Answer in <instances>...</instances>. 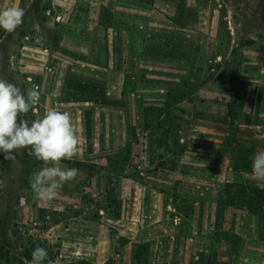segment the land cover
Returning a JSON list of instances; mask_svg holds the SVG:
<instances>
[{"label":"rangeland","instance_id":"374dc122","mask_svg":"<svg viewBox=\"0 0 264 264\" xmlns=\"http://www.w3.org/2000/svg\"><path fill=\"white\" fill-rule=\"evenodd\" d=\"M159 2L153 25L144 20L142 37L134 44L135 34L130 35L123 55V43L114 35L112 42L88 36V56L77 52L71 26L60 25L55 0H20L22 24L13 32L0 29V79L25 94L33 88L40 92L39 104L21 119L32 121L50 109L71 114L78 147L101 149L104 134L112 136L114 127L126 134L122 141L108 139L112 153L83 154L87 161L108 159V183L126 174L154 176L168 170L167 163L178 160L183 149L207 146L210 159L225 156L233 170L252 173L242 182L250 185L252 197L260 196L253 188L263 189L264 180L251 165L252 157L264 152V0ZM200 132L218 142L201 144ZM80 163L75 155L59 166ZM44 166L28 149L19 150L14 160L0 156V264H30L37 246L48 251L44 264H68L60 258L63 238L57 231L69 226L76 199L99 196L84 192L86 180L78 192L65 189L81 179L76 168L77 177L58 192L76 200L66 205L71 213L56 212L30 184ZM84 172L90 177L100 170ZM111 189L105 197L111 198ZM263 216L264 206L257 216L260 239Z\"/></svg>","mask_w":264,"mask_h":264},{"label":"crops","instance_id":"0c3cea01","mask_svg":"<svg viewBox=\"0 0 264 264\" xmlns=\"http://www.w3.org/2000/svg\"><path fill=\"white\" fill-rule=\"evenodd\" d=\"M159 1L55 0L54 4L58 6L60 25L71 26L76 36L77 52L89 56L85 42L88 36L94 40L103 36L109 42L114 35L119 36L123 43L121 54L130 35L135 34L136 40L131 39L137 44L144 20H148V26L153 25L152 16L160 7ZM19 4L20 0H0V10ZM108 48L112 49V45ZM112 134H104L107 140L101 149H90L88 144L77 148L82 154L78 158L76 152L81 162L76 166L82 172L81 179L65 187L70 193L72 187L78 192V184L86 180L88 183L82 185L84 192L99 196L82 202L80 198L72 200L71 194L58 193L47 201L49 208L67 213H71L67 204L79 202L78 206L72 205L78 209L73 210L69 226L57 231L63 238L58 247L61 259L68 264H264V238L260 239L257 216L245 207L221 202L215 188L216 183L242 182L252 173L233 170L228 157L210 159L207 146L205 151L193 146L195 151L186 147L190 151L183 149L182 156H176L178 160L167 163L168 170L157 171L148 178L120 175L108 183V159L89 157L87 161L83 154L112 153L108 139L119 137L122 141L126 136L115 127ZM198 135L204 139L201 144L219 139L201 132ZM86 168L100 172L88 177ZM110 186L111 198H107L105 192Z\"/></svg>","mask_w":264,"mask_h":264},{"label":"clouds","instance_id":"9594fccd","mask_svg":"<svg viewBox=\"0 0 264 264\" xmlns=\"http://www.w3.org/2000/svg\"><path fill=\"white\" fill-rule=\"evenodd\" d=\"M24 10L18 6L0 10V29L15 31L23 22ZM40 102V92L35 88L23 93L7 80L0 79V156L14 160L21 149L46 166L35 171L30 178L37 198L52 200L58 190L77 177L78 169L62 168V160H72L78 148V134L71 114L50 109L40 118L21 119ZM252 171L264 180V152L252 157ZM48 251L37 246L30 264H44Z\"/></svg>","mask_w":264,"mask_h":264},{"label":"trees","instance_id":"16d2710c","mask_svg":"<svg viewBox=\"0 0 264 264\" xmlns=\"http://www.w3.org/2000/svg\"><path fill=\"white\" fill-rule=\"evenodd\" d=\"M176 1L181 2L183 0ZM215 188L221 202L232 206L245 207L248 212L257 216L264 206V188L261 190L253 188V192L260 191V196L257 197H252L253 194H251L250 185L247 182L216 183ZM260 236H262L261 233Z\"/></svg>","mask_w":264,"mask_h":264},{"label":"built area","instance_id":"2783aa9c","mask_svg":"<svg viewBox=\"0 0 264 264\" xmlns=\"http://www.w3.org/2000/svg\"><path fill=\"white\" fill-rule=\"evenodd\" d=\"M47 14H49V11H47Z\"/></svg>","mask_w":264,"mask_h":264}]
</instances>
